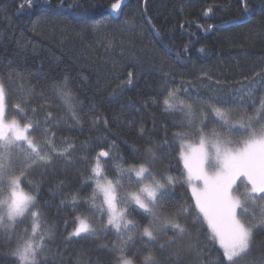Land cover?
I'll return each instance as SVG.
<instances>
[{"label":"trees","instance_id":"trees-1","mask_svg":"<svg viewBox=\"0 0 264 264\" xmlns=\"http://www.w3.org/2000/svg\"><path fill=\"white\" fill-rule=\"evenodd\" d=\"M117 1L0 0L5 111L33 136L0 146L20 149L5 170L33 197L0 229V264H264L256 215L247 248L227 259L178 138L237 145L264 131V0H124L115 14ZM98 163L127 200L119 228ZM139 167L162 183L150 211L131 200ZM78 217L89 228L73 235ZM28 236L34 252L23 259Z\"/></svg>","mask_w":264,"mask_h":264},{"label":"rangeland","instance_id":"rangeland-1","mask_svg":"<svg viewBox=\"0 0 264 264\" xmlns=\"http://www.w3.org/2000/svg\"><path fill=\"white\" fill-rule=\"evenodd\" d=\"M123 1L118 0L110 6L115 14L120 11ZM178 138L180 159L191 179L195 204L205 216L227 259L231 260L250 242L252 230L247 222L254 218L253 215L264 217V131L237 145L226 144L222 138H208L204 134L198 139L181 137V134ZM8 142L32 145L33 136L29 125L6 115L4 86L0 83V146L4 147ZM12 150L20 149H0V229L11 228L33 200L21 187L19 178L10 176L9 166L5 170V165H9L5 159L9 158L8 153ZM15 157L19 161L16 164H21L19 156ZM95 172L109 222L119 228L126 214L127 200L125 206L118 202L116 184L103 175L100 163L96 165ZM135 172L142 179V185L131 194V200L140 209L150 211L162 183L156 180V186L144 167L135 169ZM126 194L130 198V193ZM88 228L86 221L80 219L71 233L78 235ZM33 242L30 236L24 240L20 249L23 259H28L34 252Z\"/></svg>","mask_w":264,"mask_h":264}]
</instances>
